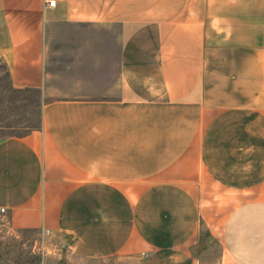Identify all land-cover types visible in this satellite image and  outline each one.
I'll use <instances>...</instances> for the list:
<instances>
[{
	"label": "crops",
	"instance_id": "0c3cea01",
	"mask_svg": "<svg viewBox=\"0 0 264 264\" xmlns=\"http://www.w3.org/2000/svg\"><path fill=\"white\" fill-rule=\"evenodd\" d=\"M0 63L42 98L0 140L12 227L146 264H200L203 228L264 264V0H0Z\"/></svg>",
	"mask_w": 264,
	"mask_h": 264
},
{
	"label": "rangeland",
	"instance_id": "374dc122",
	"mask_svg": "<svg viewBox=\"0 0 264 264\" xmlns=\"http://www.w3.org/2000/svg\"><path fill=\"white\" fill-rule=\"evenodd\" d=\"M42 98L38 91L15 89L0 63V140L22 136L41 126ZM198 247L192 250L200 264H218L221 245L201 228ZM43 231L17 229L0 212V264H146L140 257L89 259L64 238H48ZM70 244L72 247H70Z\"/></svg>",
	"mask_w": 264,
	"mask_h": 264
},
{
	"label": "built area",
	"instance_id": "2783aa9c",
	"mask_svg": "<svg viewBox=\"0 0 264 264\" xmlns=\"http://www.w3.org/2000/svg\"><path fill=\"white\" fill-rule=\"evenodd\" d=\"M46 4H47V6H53V2H47ZM0 212L3 213L4 212V209H1Z\"/></svg>",
	"mask_w": 264,
	"mask_h": 264
}]
</instances>
